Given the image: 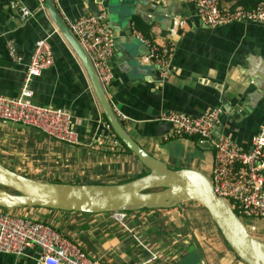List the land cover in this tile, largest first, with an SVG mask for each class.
<instances>
[{"label":"crops","instance_id":"obj_1","mask_svg":"<svg viewBox=\"0 0 264 264\" xmlns=\"http://www.w3.org/2000/svg\"><path fill=\"white\" fill-rule=\"evenodd\" d=\"M11 1L0 0V95L21 93L36 42L46 39L54 62L32 78L33 100L70 111L80 143H63L0 120V161L26 176L63 183H121L146 174L147 167L108 127L85 67L51 19L46 0H18L32 13L25 20L12 13ZM54 3L67 24L90 13L106 14L115 42L108 100L132 137L171 167L211 175L215 151L198 136L175 137L164 113L200 115L218 109L219 131L245 148L264 133L262 23L235 20L213 26L201 19L193 0ZM222 4L229 7L226 0ZM152 43L171 50L167 67L147 59ZM13 212L51 224L98 264H247L195 201L170 209L126 211L124 218L117 212L44 207ZM261 220H254L256 230L264 229ZM0 264H42L41 251L0 252Z\"/></svg>","mask_w":264,"mask_h":264},{"label":"built area","instance_id":"obj_2","mask_svg":"<svg viewBox=\"0 0 264 264\" xmlns=\"http://www.w3.org/2000/svg\"><path fill=\"white\" fill-rule=\"evenodd\" d=\"M193 1L201 19L210 25H225L235 20H251L264 25V0L253 9L224 7L223 0ZM10 7L12 13L22 20L32 15L30 9L18 0H12ZM179 22L183 25L186 21L181 19ZM68 26L89 54L107 90L114 79L110 59L115 52V42L106 23V14L98 12L80 16L72 19ZM170 55V49L162 50L152 43L147 59L167 67ZM53 62L50 43L46 39L37 41L21 93L15 97L0 95V120L36 127L51 139L78 144L80 136L73 127L70 111L44 106L33 100L32 78L42 74ZM162 118L172 123L175 137L198 136L210 142L215 151L210 176L216 192L227 198L241 217L264 219V133L254 137L251 146L245 148L219 131L221 115L218 109L206 110L200 115L171 111L164 113ZM117 213L121 218L126 217V212ZM33 247L40 249L42 264H98V260L78 242L51 224L0 207V252L21 255Z\"/></svg>","mask_w":264,"mask_h":264},{"label":"water","instance_id":"obj_3","mask_svg":"<svg viewBox=\"0 0 264 264\" xmlns=\"http://www.w3.org/2000/svg\"><path fill=\"white\" fill-rule=\"evenodd\" d=\"M49 15L80 58L104 113L116 135L149 170L121 183H63L19 173L0 161V207L15 210L44 207L86 213L170 209L187 201L205 207L231 249L247 264H264V240L253 235L229 200L220 196L211 176L200 169H174L149 153L127 131L108 100L93 62L54 0H46ZM47 135L39 128L7 121Z\"/></svg>","mask_w":264,"mask_h":264},{"label":"trees","instance_id":"obj_4","mask_svg":"<svg viewBox=\"0 0 264 264\" xmlns=\"http://www.w3.org/2000/svg\"><path fill=\"white\" fill-rule=\"evenodd\" d=\"M229 7L231 8H236V7H243L244 9H253L255 8L260 2L261 0H226ZM150 30V29H149ZM149 30H144V33H148ZM162 49V48H161ZM163 50V49H162ZM109 124V123H108ZM111 127V126H110ZM112 129V127H111ZM113 130V129H112ZM116 137L118 138L119 142L123 144V146L126 148V150L130 151L132 153V151L124 144V142L116 135ZM181 137H191L190 135H185V136H181ZM195 203H198L197 201H195ZM200 204V203H198ZM201 205V204H200ZM203 206V205H202ZM4 210H9V209H5ZM14 211V210H12ZM130 212V211H128ZM127 213V212H126ZM245 219V217H242V219ZM244 221V220H243ZM245 222V221H244ZM229 245V244H228Z\"/></svg>","mask_w":264,"mask_h":264},{"label":"rangeland","instance_id":"obj_5","mask_svg":"<svg viewBox=\"0 0 264 264\" xmlns=\"http://www.w3.org/2000/svg\"><path fill=\"white\" fill-rule=\"evenodd\" d=\"M187 163H184V165H186ZM8 165V164H7ZM8 166H10V164L8 165ZM14 166V165H13ZM172 166V165H171ZM170 165H169V167H171ZM173 166H175V165H173ZM171 168H173V167H171ZM182 168H185V167H182ZM174 169H178V168H174ZM243 220L245 221V223H246V225H247V227L249 228V230H251V232L253 233V235H255L256 237H259V238H261V239H263L264 238V236L262 235V231H261V229H263V228H260L259 227V230H256V228L255 229H252V226H254L253 224L255 223V221L254 220H259V219H247V218H243ZM259 222H264V220H261V221H259ZM263 231H264V229H263Z\"/></svg>","mask_w":264,"mask_h":264}]
</instances>
